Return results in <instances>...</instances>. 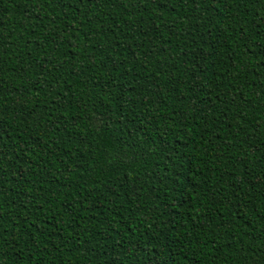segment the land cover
Returning <instances> with one entry per match:
<instances>
[{
	"label": "trees",
	"instance_id": "1",
	"mask_svg": "<svg viewBox=\"0 0 264 264\" xmlns=\"http://www.w3.org/2000/svg\"><path fill=\"white\" fill-rule=\"evenodd\" d=\"M259 0H0V264H264Z\"/></svg>",
	"mask_w": 264,
	"mask_h": 264
},
{
	"label": "snow or ice",
	"instance_id": "2",
	"mask_svg": "<svg viewBox=\"0 0 264 264\" xmlns=\"http://www.w3.org/2000/svg\"><path fill=\"white\" fill-rule=\"evenodd\" d=\"M259 2L264 5V0H259ZM261 12H264V7L261 8ZM258 23H264V15L260 16Z\"/></svg>",
	"mask_w": 264,
	"mask_h": 264
}]
</instances>
